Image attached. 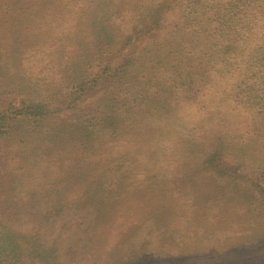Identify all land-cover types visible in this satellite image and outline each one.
<instances>
[{"label": "rangeland", "instance_id": "374dc122", "mask_svg": "<svg viewBox=\"0 0 264 264\" xmlns=\"http://www.w3.org/2000/svg\"><path fill=\"white\" fill-rule=\"evenodd\" d=\"M0 264H264V0H0Z\"/></svg>", "mask_w": 264, "mask_h": 264}, {"label": "trees", "instance_id": "16d2710c", "mask_svg": "<svg viewBox=\"0 0 264 264\" xmlns=\"http://www.w3.org/2000/svg\"><path fill=\"white\" fill-rule=\"evenodd\" d=\"M219 31H221V26H219Z\"/></svg>", "mask_w": 264, "mask_h": 264}]
</instances>
